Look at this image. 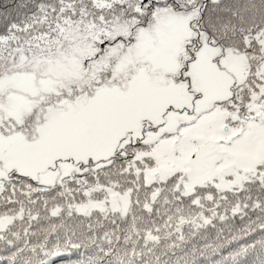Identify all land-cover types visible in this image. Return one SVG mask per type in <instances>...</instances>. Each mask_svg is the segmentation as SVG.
I'll return each mask as SVG.
<instances>
[{
	"label": "snow or ice",
	"instance_id": "1",
	"mask_svg": "<svg viewBox=\"0 0 264 264\" xmlns=\"http://www.w3.org/2000/svg\"><path fill=\"white\" fill-rule=\"evenodd\" d=\"M0 264H264V0H0Z\"/></svg>",
	"mask_w": 264,
	"mask_h": 264
}]
</instances>
